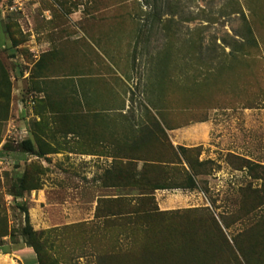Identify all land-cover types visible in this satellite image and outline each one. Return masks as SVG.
Returning a JSON list of instances; mask_svg holds the SVG:
<instances>
[{
	"label": "rangeland",
	"instance_id": "1",
	"mask_svg": "<svg viewBox=\"0 0 264 264\" xmlns=\"http://www.w3.org/2000/svg\"><path fill=\"white\" fill-rule=\"evenodd\" d=\"M3 72L0 250L27 213L40 264H264V0H0Z\"/></svg>",
	"mask_w": 264,
	"mask_h": 264
},
{
	"label": "trees",
	"instance_id": "2",
	"mask_svg": "<svg viewBox=\"0 0 264 264\" xmlns=\"http://www.w3.org/2000/svg\"><path fill=\"white\" fill-rule=\"evenodd\" d=\"M251 30H249V33H250ZM237 44H240L238 42H236ZM256 43L253 41H250L247 43L248 46H251ZM241 47V50L243 49L244 47V44L243 45H240ZM1 74V73H0ZM6 76V77H4ZM2 81H0V121H4L8 118V114H9V110H10V102H11V83L9 81V78L7 77V75L5 74L4 75V72H3V78H1ZM153 127H154V130H151V131H144L143 133L146 134V135H149L151 136V134H154V135H159L160 138H164L165 142H167L166 140V130L161 126V124L159 123V121L156 119V118H153ZM145 127H142L140 129H143ZM147 130V129H146ZM164 141L162 142L163 144L165 143ZM168 143V142H167ZM169 148L171 149V151L174 153H177V149H174L172 145H168ZM20 149L23 151V152H26V153H35V147H34V143L30 140L28 141H25L23 142L21 145H20ZM178 154V153H177ZM143 162V164L145 166V168H147V166H150V165H161L162 164V161H160V159H155L154 160H148V159H145V158H138L136 159V162ZM239 161H241L242 163H246L248 166L246 167H243V170H249V171H255V172H264V166L260 165L259 163H253V162H250V161H247L243 158H240L239 157ZM134 162V161H133ZM145 169L141 172V175L140 177L142 178H145ZM255 180H261L263 181V188H264V177L262 175V177H254ZM188 185L186 186H164V185H155L154 186V190H161V191H164V190H170V189H188V190H196L197 189V185H196V182H195V179L193 178V175H189L188 179ZM263 189H260V190H256L255 192H259V191H262ZM20 195V194H19ZM119 199H123V198H117L116 200H119ZM262 205H264V201L262 202ZM261 206H259L260 208ZM251 213V212H250ZM248 213V214H250ZM26 223H27V228L24 232V235H25V239L27 240V242H25L27 244V247L30 249V248H33L34 250V253L36 255V258H37V264H40V257H39V253H38V247L36 248L35 247V233L33 232L32 228H31V225H30V218H29V215L26 213ZM29 239H31L29 242Z\"/></svg>",
	"mask_w": 264,
	"mask_h": 264
},
{
	"label": "crops",
	"instance_id": "3",
	"mask_svg": "<svg viewBox=\"0 0 264 264\" xmlns=\"http://www.w3.org/2000/svg\"><path fill=\"white\" fill-rule=\"evenodd\" d=\"M211 129L212 124L209 122L187 129V134L194 136L192 142L197 143V145L193 144L192 146L206 144L209 140ZM0 264H37V258L35 253L29 248L18 252L6 247L0 250Z\"/></svg>",
	"mask_w": 264,
	"mask_h": 264
},
{
	"label": "built area",
	"instance_id": "4",
	"mask_svg": "<svg viewBox=\"0 0 264 264\" xmlns=\"http://www.w3.org/2000/svg\"><path fill=\"white\" fill-rule=\"evenodd\" d=\"M36 97H37L36 95H32V96H30V98H29V104H32V103H34V101H35ZM26 141H28V140H26ZM23 142H25V141H24V140H22L21 144H22Z\"/></svg>",
	"mask_w": 264,
	"mask_h": 264
}]
</instances>
